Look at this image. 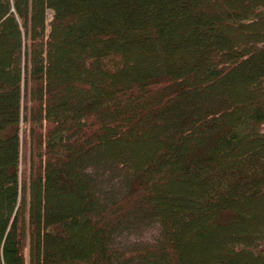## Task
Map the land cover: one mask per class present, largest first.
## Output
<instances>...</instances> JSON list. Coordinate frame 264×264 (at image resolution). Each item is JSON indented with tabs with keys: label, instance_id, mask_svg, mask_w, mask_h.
<instances>
[{
	"label": "trees",
	"instance_id": "1",
	"mask_svg": "<svg viewBox=\"0 0 264 264\" xmlns=\"http://www.w3.org/2000/svg\"><path fill=\"white\" fill-rule=\"evenodd\" d=\"M261 196L264 0H0V264H264Z\"/></svg>",
	"mask_w": 264,
	"mask_h": 264
},
{
	"label": "rangeland",
	"instance_id": "2",
	"mask_svg": "<svg viewBox=\"0 0 264 264\" xmlns=\"http://www.w3.org/2000/svg\"><path fill=\"white\" fill-rule=\"evenodd\" d=\"M237 4H238V2H233V6L235 7V6H237ZM244 150V149H243ZM243 150H241V152L240 153H242L243 152ZM194 191L196 192V193H199L201 190H200V188L197 186V187H195V185H194ZM62 192H63V194H62ZM66 191H64V190H62L60 193L62 194V204H63V199L65 198V199H71V197H69L70 195L69 194H67V193H65ZM64 197V198H63ZM64 199V200H65ZM70 201H72V200H70ZM73 201L75 202V198H73ZM241 201L242 202H244V201H247V200H245V198L243 197L242 199H241ZM248 204H249V206H251V211L252 210H254V211H257V210H259V209H262L261 207H259V208H257L255 205L257 204V203H261L262 205V207L264 206L263 204H264V197L263 196H261V197H259V198H253V199H250L249 200V202H247ZM253 205V206H252ZM257 208V209H256ZM80 211H82L81 210V208H75V214L77 215H79V217H78V219H79V221L81 222V223H83L84 222V217L85 216H81L80 215ZM254 211H252L253 212V214L255 213ZM248 212V211H247ZM243 214H244V216H246L247 217V223H248V225H246V230H253V229H255V225H257V221H254L253 220V216L251 215V213H244L243 212ZM77 215V216H78ZM205 215L204 214H194L193 215V219H192V217H191V221H189V225H187V226H184V225H182V224H184V222L183 221H179L180 223H179V226H180V230H181V233H182V236H183V241L186 243V247L189 249V252H191V253H193V252H195V256H197V254H199L200 252V254L201 255H198L199 257H198V260L199 261H197V260H194L195 262V264H209V260L207 261V259H208V255H209V253H211V252H213L212 250H213V248H212V246H213V243H209V246L207 245V244H204V247H201L200 248V250H197V240H196V237H197V235L200 233V226L202 225V224H204V225H206V218L204 217ZM254 217H255V214H254ZM249 219V220H248ZM256 222V223H255ZM211 230H213L214 232H216V233H218L219 234V232H220V229H218V230H216L215 228H212ZM233 230L232 229H228L227 230V232H232ZM221 234V233H220ZM15 235H16V233H15ZM84 235H85V232L84 233H78V236H77V238L76 239H78V241L79 242H82L83 244H84V241L86 240L85 239V237H84ZM239 240V238L237 237V239L236 240H232V246L231 247H233L234 246V243L236 242V241H238ZM200 243V242H199ZM228 245L229 243L228 242H222L221 243V246L223 247V246H225L226 244ZM225 244V245H224ZM229 246V248H231L230 247V245H228ZM210 247V248H209ZM226 247V246H225ZM220 248V247H219ZM228 248V249H229ZM196 250V251H195ZM168 251H169V253H170V251H171V249H169L168 248ZM171 254V253H170ZM193 256V255H192ZM190 257V256H189ZM51 259H53V260H60V258H58V257H54V256H51ZM186 259H188V257L186 258ZM62 261V260H61ZM191 261V260H190ZM191 262H193V261H191ZM60 264H67L68 262L67 261H62V262H59ZM193 263V264H194ZM211 264V263H210Z\"/></svg>",
	"mask_w": 264,
	"mask_h": 264
}]
</instances>
